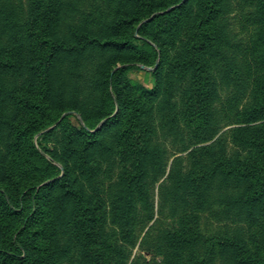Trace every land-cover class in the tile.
Here are the masks:
<instances>
[{
	"label": "trees",
	"instance_id": "16d2710c",
	"mask_svg": "<svg viewBox=\"0 0 264 264\" xmlns=\"http://www.w3.org/2000/svg\"><path fill=\"white\" fill-rule=\"evenodd\" d=\"M28 1L22 13L21 1L0 0V81L18 74L23 63L32 69L35 79L44 83L39 92L31 82L28 92L15 86L6 93L20 113L14 112L6 119L10 150L5 182L0 185V217L14 222L10 233L0 239V264H58L54 258L61 250L60 225L52 229L53 216L55 209L61 214L69 202L72 216L66 221L65 217L62 223L73 229L81 264H126L127 243H136L140 223L153 218L164 231L155 248L147 246L156 259L140 264H264V235L260 233L264 230V3L259 7L261 0L257 2L260 16L256 21L261 35L249 42L241 55L242 72L256 101L236 110L235 125L222 131L224 125L216 115L217 83L206 64V53L216 40L214 22L221 0H201L197 41L192 46L194 84L185 97L186 124L195 145L183 148L189 149L188 166L178 169L173 165L168 172L166 178L173 185L167 191L161 189L156 217L149 176L158 170L165 173L161 161L166 154L165 149L154 144L153 123L147 124L144 117L146 104L164 90L159 77L152 88L142 83L123 85L127 93L135 88L133 104L124 101L114 85L117 111L102 113L100 118L109 116L99 129L82 128L71 138L79 143L71 151L84 159L80 169L83 178L74 176L68 164L57 176L56 165L35 145L33 135L64 110L50 104L48 84L50 66L60 53L87 44L133 49L137 44L131 38L137 37L136 31L166 19L177 9L167 10L166 0H120L112 19L103 25L112 36L98 34L89 26L78 31L73 24L76 41H71V35L57 26L65 0ZM132 3L135 5L129 10ZM147 17L150 21L139 26ZM25 48L28 55L24 58ZM211 59L213 56L208 62ZM109 77L108 72L103 85H109ZM24 109L29 118L20 116ZM107 126H116L114 148L105 139ZM230 141L239 147L231 150ZM91 151L94 153L90 158L99 152L114 153L113 166L117 162L124 166L116 172L117 184L110 186L106 197L85 188V179H92L86 175ZM48 178L51 179L42 183ZM205 212L226 222L217 228L221 231L204 228ZM247 224L254 228L246 231ZM219 254L226 257L219 259Z\"/></svg>",
	"mask_w": 264,
	"mask_h": 264
},
{
	"label": "rangeland",
	"instance_id": "374dc122",
	"mask_svg": "<svg viewBox=\"0 0 264 264\" xmlns=\"http://www.w3.org/2000/svg\"><path fill=\"white\" fill-rule=\"evenodd\" d=\"M15 1L23 3L22 13H24L25 9L28 8L29 1ZM164 1L162 0V2ZM166 1L168 3L167 10L176 8L177 11L168 15L164 20L145 25L140 32L136 31L137 37H133L131 40L137 44V47L117 49L97 46L92 43H90L92 45H77L73 42L77 46H73L66 53H60L53 60L48 77L50 104L64 110L52 123L43 126L33 135L35 145L45 154L47 159L56 165L57 176L63 174L64 164L70 165L74 176H82L80 169L84 159L79 155H74L71 151V147L79 145V143L71 141V138L76 137V133L82 128L91 131L99 129L109 116L100 118L102 113L111 112L110 114H114L117 111L118 104L114 85L123 97L122 99L124 101L130 100L133 104L132 98L136 95L135 88L133 87L127 93V88L123 85L125 83L133 85L142 83L146 87L152 88L159 77L164 90L159 97L146 104L148 106L144 117L147 124L153 123L151 135L154 144L165 149L166 154L164 160L161 161L164 162L165 173L162 174L158 170L159 172L153 171L149 176V187L154 200L156 217L159 211L161 189L167 191L173 185L166 178L168 172L171 167L173 168V165L178 169L188 166L190 162L188 150L195 145V138L189 135V128L186 124L185 97L194 84L192 46L197 41L195 29L197 18L201 12V0ZM258 1L221 0L220 10L214 22L216 40L206 53V64L208 63L217 83L216 115L220 123L224 125L222 131L235 125L234 121L238 119L236 110H243L253 104L255 100V96L242 72L241 55L248 43L254 40L258 34L261 35L260 27L256 21L260 16L257 13ZM65 2L64 11L57 26L60 31L71 35V39H73L71 41H76L73 24L76 27L75 30L78 31L89 26L98 34L107 37L112 36L110 30H105L104 24L108 23L107 21H110L116 13L120 0H65ZM262 2L264 3V0L259 2V7ZM133 5L135 4H130L128 9L130 10ZM157 12L161 11L154 13ZM149 18H144L139 26L150 21ZM24 44L26 45V41ZM22 53L25 58L28 55V50L25 48ZM211 56L213 59L208 62ZM22 65L24 68L18 74L9 75L4 82L0 81V185L5 182L9 161L10 132L6 119L13 116L14 112L19 111L13 101L7 98L6 93L15 86L28 92V86L31 82L34 85L33 88L39 92L41 84H44L40 78L35 79L36 75L32 69L30 70L23 63ZM108 72L110 73L109 85L106 86L103 85V82L106 81ZM20 116L29 118L30 114L24 109ZM107 129L109 131L106 132L105 139L114 148L117 144L116 126H107ZM228 145L231 150L239 147L231 141ZM184 147L189 149L183 150ZM241 148L243 149V147ZM89 153V157L86 156L89 159L86 175L92 179H85V188L88 191L97 192L95 194L98 196L106 197L110 188L117 184L116 172L124 166L119 162L113 166L114 153L109 154V156L99 152L93 158H90V155L94 151ZM177 157L180 159H176ZM97 166H99V171L96 173L94 168L97 169ZM127 168L126 165L125 169ZM107 169L109 170L107 171ZM50 179L48 178L42 183ZM0 201H2L1 191ZM71 209L72 204L69 202L61 214L57 213V209H55L53 216L52 229L56 224L60 225L59 240L57 237L56 239L61 244L59 245L61 250L54 258V262L58 264H81L76 238L72 235L73 229L70 224L62 223L65 217L66 221L72 216L70 214ZM209 213L202 214L205 229L210 228L212 230V228L224 227L225 221L220 222L214 215L211 217ZM13 222L14 220L10 218L1 219L0 217V239L10 233ZM253 228L254 226L247 224L246 231ZM225 229L228 230V227ZM162 231H164L163 226L159 222L155 223V218L150 222L148 220L142 221L136 229V243H127L129 258L126 264H133V262L140 264L144 260L156 259L154 252L147 250V246L155 248L159 243L157 239ZM260 233L263 237L264 230ZM129 239L132 241V238ZM62 247H65L63 252H61ZM225 257L226 255L219 254V259Z\"/></svg>",
	"mask_w": 264,
	"mask_h": 264
}]
</instances>
